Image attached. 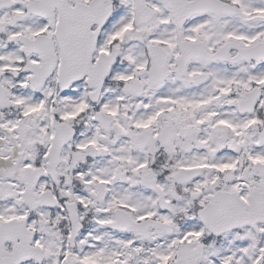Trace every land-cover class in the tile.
Wrapping results in <instances>:
<instances>
[{
	"label": "snow or ice",
	"instance_id": "obj_1",
	"mask_svg": "<svg viewBox=\"0 0 264 264\" xmlns=\"http://www.w3.org/2000/svg\"><path fill=\"white\" fill-rule=\"evenodd\" d=\"M0 264H264V0H0Z\"/></svg>",
	"mask_w": 264,
	"mask_h": 264
}]
</instances>
